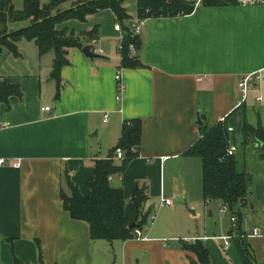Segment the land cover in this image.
<instances>
[{
    "label": "crops",
    "instance_id": "0c3cea01",
    "mask_svg": "<svg viewBox=\"0 0 264 264\" xmlns=\"http://www.w3.org/2000/svg\"><path fill=\"white\" fill-rule=\"evenodd\" d=\"M191 1L190 14L147 20L132 55L141 65L121 69V101L115 99L114 75L123 33L114 29L113 13L104 16L106 21L97 15L105 29L98 28L95 35L101 57L90 59L82 49L68 48L59 79L51 76L52 53L40 56L33 40L20 38L14 51L1 47L0 83L12 84L16 93L0 100V158L6 160L0 166V264H191L194 254L182 249L180 239L203 240L211 264H243L234 238L226 247L223 243L230 213L217 200L204 202L200 159L184 152L201 137L203 125L224 119L230 127L229 149L242 150L243 117L261 104L256 98L264 95V81L240 107L236 83L241 74L264 67V5L202 6L200 0ZM17 2L19 10L22 3ZM85 45L90 41L84 40ZM197 115L203 125L197 124ZM130 119L141 122L138 155L120 175L111 176L110 184L122 189L126 216L138 188L146 195L143 212L155 217L148 218L140 239L92 240L88 224L63 209L60 192L70 193L68 180L89 196L95 161L109 157L123 121ZM261 155L254 145L244 148L251 183L240 217L254 264H264ZM17 160L20 167H12ZM162 198H170L172 205L162 206ZM204 209L212 217L207 227L193 219H203ZM255 229L258 235L252 233Z\"/></svg>",
    "mask_w": 264,
    "mask_h": 264
},
{
    "label": "trees",
    "instance_id": "16d2710c",
    "mask_svg": "<svg viewBox=\"0 0 264 264\" xmlns=\"http://www.w3.org/2000/svg\"><path fill=\"white\" fill-rule=\"evenodd\" d=\"M22 0L21 9H15L13 0H0V47L9 51L15 50L20 38L33 40L39 55L53 53L51 76L59 79L60 69L67 64V50L71 47L82 49L84 40L97 37L92 30L75 36L67 34L66 29H58L57 25L69 19L84 20L87 15L103 9H109L115 19L123 27L125 36L121 41V61L118 68H134L141 65L136 57L129 54L130 44L139 48V36H131L129 27L123 25L127 13L123 0ZM70 2V6L61 10L59 6ZM234 3V0H200L202 6H222ZM191 0H137L138 16L146 13L150 17H172L190 14L194 8ZM147 10V12H145ZM54 11H56L54 13ZM28 20L29 23L11 30L9 24ZM16 93L12 84L0 83V100ZM226 119L216 122L211 127H201V137L190 146L185 155L200 159L201 188L204 202L217 200L226 207L230 217H235V226L231 224L229 235L234 238L243 264H254L253 256L246 243V232L242 229L240 208L246 203L249 194L251 176L244 166V148L257 144L264 158V127L258 124L252 126L243 117L242 123V152L228 154L229 131ZM141 141V122L137 119L124 120L118 143L110 150L109 157L96 160L94 163V178L87 182L89 196L84 197L78 188L67 180L70 193L60 192L63 209L74 220L88 224L92 240L102 239L108 242L124 241L135 238V229L141 230L147 223L149 214L143 212L146 195L143 189H134L132 210L130 216L124 213V196L119 187H112L110 176L119 174L126 164L138 155ZM123 151L120 164L113 157L116 149ZM131 223L135 227L130 228ZM182 249L194 254L191 264H211L210 252L203 240H179Z\"/></svg>",
    "mask_w": 264,
    "mask_h": 264
},
{
    "label": "built area",
    "instance_id": "2783aa9c",
    "mask_svg": "<svg viewBox=\"0 0 264 264\" xmlns=\"http://www.w3.org/2000/svg\"><path fill=\"white\" fill-rule=\"evenodd\" d=\"M234 3L240 5V6H252V5H264V0H234ZM147 12V10L145 11ZM151 18L150 16H148L146 13H144L142 16H138V18L131 24V26L129 27V33L131 34V36H139L144 25L146 24L147 20ZM114 29L118 32H122L123 34L120 35V44L118 46V52L121 53L122 50V46H121V41L125 36V32L123 31V27L120 23H115L114 24ZM98 39L93 38L90 40V48L94 53H101L103 50L96 45ZM136 51V48L134 45L130 44L129 46V54L132 56L134 54V52ZM121 69L122 68H117L115 71V81H116V95H115V99L116 101H121L122 99V94L124 93V85L122 84L121 81ZM264 81V67L245 73V74H241L237 80L236 83V87L237 90L239 92V100L236 103V107H240L241 105L244 104V102L246 101V98L248 96L249 91L259 82ZM257 101H262L263 97L262 96H258L256 98ZM44 110H49V107H45ZM108 118L107 113L104 114V121H106ZM228 130H230V127H228ZM228 154H232L233 150L232 149H228ZM115 159L121 160L123 158V151L119 148L116 149L115 151ZM6 163V160L4 158H0V166H4ZM12 167L14 168H18L20 167V160L17 161H13L12 162ZM111 178V176H110ZM161 205L162 206H171L172 205V200L170 198H162L161 199ZM221 210H226V207L224 205H221ZM154 215H150L149 216V220L152 221L154 219ZM231 220V224L234 227L235 224V217H230ZM135 233V238L140 239L142 236L141 230L139 229H135L134 230ZM254 235H258L259 231L258 229L253 230L252 232ZM223 243L224 246L226 247L229 244L230 241V235L229 236H223ZM196 239H192V241H194Z\"/></svg>",
    "mask_w": 264,
    "mask_h": 264
},
{
    "label": "rangeland",
    "instance_id": "374dc122",
    "mask_svg": "<svg viewBox=\"0 0 264 264\" xmlns=\"http://www.w3.org/2000/svg\"><path fill=\"white\" fill-rule=\"evenodd\" d=\"M17 1L18 0H16L15 4L18 5ZM42 2L48 4L50 1L49 0H42ZM21 3H22V0H21ZM15 4L13 1L14 7H16ZM122 4H123V7L125 8L126 13H127V18L124 20L123 25L125 27H130L131 24L138 18L137 0H123ZM20 6H21V4H20ZM66 6H67V4L61 5V6H59V8L61 10H64V9H66L65 8ZM15 9H17V8H15ZM55 12L56 11H54V13ZM106 14L110 15V14H112V11L109 9H103V10H100L96 13H92V14L87 15L84 20L69 19L65 22L58 24L57 28L58 29H66L67 34H70L73 32V33H75V35H78L80 32L89 33L92 30L97 34L98 28L100 29L102 27L101 32L104 33V30H105L104 26H103L104 22H101V21L98 22V19L102 18L103 21H106L107 19H106V17H104ZM97 15H99L98 19H97ZM109 20H110V18H109ZM112 22H113V20L110 22L109 27L112 25ZM116 22L119 23V21H116ZM98 35H99V33H98ZM0 63H2V60H0ZM6 67L13 68V63H11V64L7 63ZM262 97H263V100L261 102H258L261 104L255 103L254 108H249L246 110L245 119L248 123H251V122H254L256 124H260V123L263 124L264 123V106H263V108L260 107V105H264V95ZM258 120L260 121V123ZM208 209H204V214L202 215L204 217L203 219H200V218H197L196 216H193V219H197L196 220L197 224L207 227L208 223H210V221L212 220V217L209 216ZM109 264H114V262L110 261ZM117 264H119L118 260H117Z\"/></svg>",
    "mask_w": 264,
    "mask_h": 264
},
{
    "label": "water",
    "instance_id": "95a60500",
    "mask_svg": "<svg viewBox=\"0 0 264 264\" xmlns=\"http://www.w3.org/2000/svg\"><path fill=\"white\" fill-rule=\"evenodd\" d=\"M82 53H83L86 57H88V58H90V59L101 57L99 54L94 53V52L91 50L90 45H85V46H83V47H82ZM2 54H3V49L0 47V55H2ZM196 122H197L198 125H203V123H204V122H202V121L200 120L199 115H197V121H196ZM257 146H258V145L255 144V147H257ZM191 212L193 213V211H191ZM129 227H130V228H133V227H135V224H134V223H131V224L129 225Z\"/></svg>",
    "mask_w": 264,
    "mask_h": 264
}]
</instances>
